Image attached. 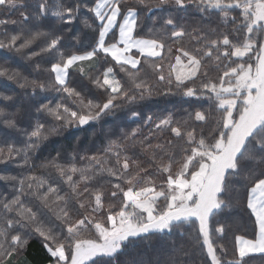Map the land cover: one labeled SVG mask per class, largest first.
Listing matches in <instances>:
<instances>
[{
    "label": "snow or ice",
    "instance_id": "6c2138e0",
    "mask_svg": "<svg viewBox=\"0 0 264 264\" xmlns=\"http://www.w3.org/2000/svg\"><path fill=\"white\" fill-rule=\"evenodd\" d=\"M0 55V166L21 169L0 171V264H32L33 240L46 264H264V0H0ZM177 96L210 106L146 112ZM180 225L185 244L121 261Z\"/></svg>",
    "mask_w": 264,
    "mask_h": 264
},
{
    "label": "trees",
    "instance_id": "16d2710c",
    "mask_svg": "<svg viewBox=\"0 0 264 264\" xmlns=\"http://www.w3.org/2000/svg\"><path fill=\"white\" fill-rule=\"evenodd\" d=\"M129 4L133 3V0H127ZM12 18H15L14 16ZM83 27V25H81ZM173 54H176L175 46H173ZM6 57H3L0 55V59H4ZM77 77H73V79H76ZM2 79V78H0ZM40 79H44V77H40ZM75 86V85H73ZM13 90H16V85H11ZM4 89L0 88V91ZM42 95H47L49 99H59L60 95L55 92H49V93H43ZM183 100L186 101H193V103H181L180 97H155L153 101L148 102L149 107L146 109V112L151 113H158L161 115L167 114V112H174L178 116L183 115L182 109H189L190 111L200 108H207L210 106V102H208L206 99H201L200 101H195V98H188L184 97ZM109 119V125H105V127L110 126L111 118ZM135 124H132L131 127H135ZM145 133H147V128L144 129ZM76 135H83L80 133L77 129H72L71 133H65L64 136L67 137L65 139L62 137H54L53 140L56 141L54 147L57 149H60L61 146H65L68 148V152L71 153L72 148L69 146L71 143H74V137ZM53 146H49L46 150H44L42 153H38L37 155L40 156V159L42 160L45 157H48L51 153L52 155H55V152L52 151ZM97 148H99V145H96V148H93L91 140H86L84 145L82 146L81 154H91L92 151H95ZM34 163L37 165L40 163V160H35ZM0 171L5 172L6 174H13L16 175L19 172H21V169L18 168L15 164H9L6 169L3 168V166H0ZM37 175H44V170L40 169L36 172ZM75 178V177H74ZM163 178H157V183L159 184ZM64 190H67V186H62ZM12 186L3 180H0V197L4 195L11 196L12 194ZM107 203V202H106ZM233 217L240 220L243 224L244 228L247 230V233L249 235V238H251L252 234V227H253V220L254 217H251L250 210L246 209V207L241 206L240 208L233 209L232 210ZM222 223H231V219L224 217L220 218ZM188 231V228L185 225H180L179 227L173 229V231L170 234H156L153 236H150L147 239H144L142 241H139L135 246L131 247L126 255L121 257V261H133V260H139L142 258H148V257H154L158 250L164 248L170 250L173 247H180L182 244L186 243V237L182 235V233H186ZM244 234L243 231H228L226 235L222 238H218L217 242L220 244H224L225 247L228 248L229 252L231 253L233 251L234 246V236ZM31 262L32 264H46V261L48 259L47 253L42 248L40 242L38 240H33L30 242V246L28 247L27 251L24 254ZM23 258V257H22ZM232 256L229 255L227 259H231ZM201 260H207L206 257L201 256ZM250 264H261V254H251L250 258ZM207 264H210V261H207Z\"/></svg>",
    "mask_w": 264,
    "mask_h": 264
}]
</instances>
